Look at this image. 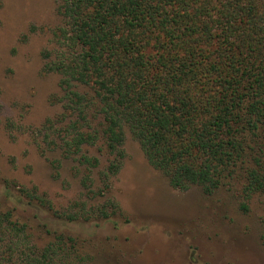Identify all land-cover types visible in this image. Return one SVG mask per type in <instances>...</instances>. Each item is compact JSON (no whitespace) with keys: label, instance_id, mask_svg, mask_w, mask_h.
Wrapping results in <instances>:
<instances>
[{"label":"trees","instance_id":"16d2710c","mask_svg":"<svg viewBox=\"0 0 264 264\" xmlns=\"http://www.w3.org/2000/svg\"><path fill=\"white\" fill-rule=\"evenodd\" d=\"M58 12L62 52L45 70L61 78L69 119L60 149L83 167L85 190L100 166L85 149L100 143L111 157L90 200L119 173L127 134L175 190H226L244 212L264 196V0H59ZM19 192L70 223L121 211L83 200L59 212L35 189ZM15 210L0 206V264L82 261L79 238Z\"/></svg>","mask_w":264,"mask_h":264},{"label":"rangeland","instance_id":"374dc122","mask_svg":"<svg viewBox=\"0 0 264 264\" xmlns=\"http://www.w3.org/2000/svg\"><path fill=\"white\" fill-rule=\"evenodd\" d=\"M58 6L59 0H0V206L15 208L22 220L38 215L79 238L85 246H78L82 261L75 264H264V196L254 195L244 212L226 190L211 196L197 187L175 190L129 134L109 190L90 200L111 157L100 143L85 149L100 160L93 187L85 190L83 167L60 149L69 119L62 117L61 78L45 70L62 52ZM24 189H35L59 212H73L83 200L88 206L111 200L121 211L108 221H60L35 212L19 192Z\"/></svg>","mask_w":264,"mask_h":264}]
</instances>
